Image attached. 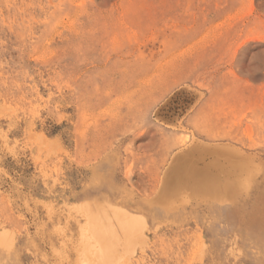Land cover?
Listing matches in <instances>:
<instances>
[{"label":"rangeland","instance_id":"1","mask_svg":"<svg viewBox=\"0 0 264 264\" xmlns=\"http://www.w3.org/2000/svg\"><path fill=\"white\" fill-rule=\"evenodd\" d=\"M0 264H264V0H0Z\"/></svg>","mask_w":264,"mask_h":264},{"label":"bare ground","instance_id":"2","mask_svg":"<svg viewBox=\"0 0 264 264\" xmlns=\"http://www.w3.org/2000/svg\"><path fill=\"white\" fill-rule=\"evenodd\" d=\"M188 153V152H187ZM187 153H185V154H187ZM189 154V153H188ZM192 154V153H191ZM192 156V155H191ZM185 158L183 159V161L184 162H186V160L188 159V157L186 158V156H184ZM195 159V158H194ZM196 160V159H195ZM193 160H191V161H189V162H187L186 164H184L183 165V167H184V169H189V170H195V172H196V174L201 178V179H205V175L206 174H204V172H200V171H197V170H210V169H202L201 167H199V166H197V164H198V161H195L194 163L192 162ZM192 162V164H193V166L192 167H190V163ZM191 164V165H192ZM219 167H220V169L221 170H231V169H233L234 168V166H230L229 167V165H225V166H220L219 165V163L217 164ZM217 166V167H218ZM190 167V168H189ZM196 167V168H195ZM203 175V176H202ZM210 180V182H213L212 181V178L211 179H209ZM213 183H215V182H213Z\"/></svg>","mask_w":264,"mask_h":264},{"label":"crops","instance_id":"3","mask_svg":"<svg viewBox=\"0 0 264 264\" xmlns=\"http://www.w3.org/2000/svg\"><path fill=\"white\" fill-rule=\"evenodd\" d=\"M188 153H189V154H188ZM188 153H187L186 155H192V154H191L192 152L188 151ZM186 155H185V156H186ZM192 156H193V155H192ZM184 158H185V157H184ZM186 158H187V157H186ZM193 158H194V157H193ZM195 161H197V160H195ZM181 163L183 164L184 161L182 160ZM182 164H180L179 169H181V170H185ZM214 164H215V166H216V168H217V166H218L217 163L215 162ZM230 165H231V164H230ZM181 166H182V168H180ZM195 168H196V167H195ZM201 168H202V167H201ZM203 168H204V167H203ZM203 168H202V169H203ZM207 168H209V165H208L207 167H205L204 169H207ZM217 169H218V168H217ZM175 170H178V168H176Z\"/></svg>","mask_w":264,"mask_h":264}]
</instances>
